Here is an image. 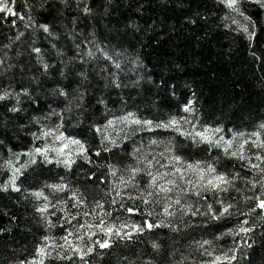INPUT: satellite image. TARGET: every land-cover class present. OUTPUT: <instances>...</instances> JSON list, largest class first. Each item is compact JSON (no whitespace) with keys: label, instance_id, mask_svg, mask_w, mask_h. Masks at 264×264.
<instances>
[{"label":"snow or ice","instance_id":"snow-or-ice-1","mask_svg":"<svg viewBox=\"0 0 264 264\" xmlns=\"http://www.w3.org/2000/svg\"><path fill=\"white\" fill-rule=\"evenodd\" d=\"M47 2L37 0L36 9H43ZM59 2L68 6V0ZM248 2L264 10V0ZM216 3L227 10L225 17L230 24L224 23L223 27L242 34L251 48L257 36V24L246 14L244 0H216ZM16 4L17 0H0V17L5 22L11 17L13 26L17 19L24 21L25 29L32 30L34 38L28 44L27 56L29 63L34 61L36 71L31 75L23 73L21 64L22 76H27L29 85L20 84L18 90L9 85L0 90V102H4L0 107L19 116L25 112V101L29 104L39 103L40 96L35 94L37 90L47 95V102L54 103L56 107L30 117L29 124L39 126L37 131L28 132L32 137L31 144L18 152L8 148V157L0 163V173H3L0 176V192L11 190L25 193L24 198H34L37 201L34 211L45 221L46 229L59 226L64 234L58 238L43 235L30 257L6 264H52V261L61 264H99L98 258L105 256L117 240L132 241L142 235L153 234L154 230L161 232L159 237L149 241L156 256L145 257L143 261L137 256L139 264H159L160 259H164L165 264H184L186 257L183 252L176 260L174 252L167 251L163 243L164 230L178 235L183 229L197 223L194 219L197 217L209 228L220 221L227 223L233 218L236 221L223 231H215L212 239L190 241L200 250L201 256L208 257L201 259L199 264H242L243 257L250 255L247 250L255 243L256 229L264 234V122L250 133L228 129L231 133L228 136L219 124L192 122V114L196 112L193 98L180 102L177 112L170 114L166 121H153L123 109L117 114L109 108L101 92L96 103L103 109L100 113L102 120L93 119L88 125V131L93 135H68L64 131V113L80 112L81 116L84 115L86 85L90 79L89 72L77 65L87 64L90 58L99 53L100 57L110 62L112 68L120 70L122 65L118 57L123 53L111 54L97 39L94 30H90L87 36L77 32L80 18L73 17V28L65 34L72 42L73 55L65 59L66 51L58 46L59 36L52 25L40 22L31 11L25 18L16 12ZM32 7L25 0L24 8L31 10ZM76 7L84 17L91 16L94 11L88 0H76ZM137 11L140 9L137 8ZM188 22L196 23L195 19ZM128 27L139 31V26L133 21H129ZM39 33L48 39V49L36 44ZM23 35L25 33L18 32L15 39L19 40ZM10 45L11 38L10 44L3 45V48L8 49ZM252 56L264 62V55L252 52ZM16 67L9 58H0V68L3 69L0 74L15 72ZM101 73L104 74L105 88L121 87L117 74L111 69L102 68ZM72 76L77 83L75 88L69 89L63 81ZM49 77L53 84L45 88L44 80ZM172 92L176 94L175 89ZM53 117L56 118L53 124L45 126L42 123ZM75 123L79 125L82 120L77 119ZM19 127L24 129L26 126L20 124ZM156 129L171 130L191 140L193 146L206 145L210 158L188 159L178 153L171 138L165 143L150 136L147 143L143 139L139 143L132 142L131 149L123 152L127 157L123 165L113 162V154L131 139L129 130L152 133ZM38 140L42 144L38 145ZM160 144H164L163 150L157 152L156 146ZM0 145H3L2 141ZM214 150L222 154L223 160L220 155H211ZM80 161L88 166L80 167L77 173L84 184L73 185L67 176ZM227 161L232 162L231 167ZM53 163L65 169V175L59 176L57 182L22 188L21 178L26 179L24 173L30 166ZM89 191H97L99 198L89 201ZM232 192L236 195L233 196ZM62 193L67 194L66 198L58 196ZM241 201L247 205L246 210H241ZM69 203L73 209L90 204L92 211L83 212V216H98V219L93 223L72 224L80 213L73 215L68 209ZM96 209H99V214ZM135 216L140 219H134ZM51 217H56V220L53 221ZM64 223H68L72 230L64 228ZM6 231V228H0V233ZM226 236L234 238L233 245L217 253L216 242ZM237 237L239 239H235ZM120 261L124 264L127 257H120ZM127 264L133 262L127 261ZM243 264L248 262L243 261Z\"/></svg>","mask_w":264,"mask_h":264},{"label":"trees","instance_id":"trees-1","mask_svg":"<svg viewBox=\"0 0 264 264\" xmlns=\"http://www.w3.org/2000/svg\"><path fill=\"white\" fill-rule=\"evenodd\" d=\"M27 2L33 5L31 10L24 8L25 0H17L16 12L27 18L31 11L40 22L51 24L53 31L59 36L58 46L66 51L65 59L73 55L72 42L65 35L73 28V17L80 18L76 26L77 32L87 36L90 30H94L97 39L111 54L115 56L118 52L123 53V56L118 57L122 65L120 70L112 68L110 62L100 57L99 53L90 58L87 64L77 65L90 74L86 85L85 111L83 116L80 112L64 113L66 134L79 137L93 135L89 133L88 125L93 119L102 120L100 113L103 109L96 103L101 92L109 108L117 114L123 109L153 121H166L170 114L177 112L180 102L193 98L196 112L192 114V122L219 124L228 136L231 135L228 129L250 133L259 123L264 122V62L257 61L252 56V52L264 55V10L248 0H244V9L257 24V36L253 39L251 48L242 34L223 27L224 23L230 24V21L225 17L227 10L217 4L216 0H88L94 10L88 17L79 12L76 0H68L67 7L59 0H48L46 6L39 11L35 7L37 0ZM189 19H195L196 23H189ZM129 21L135 22L139 31L129 28ZM18 32L25 35L16 40ZM38 37L36 44L48 49V39L42 33ZM10 38V47L4 49L3 45L10 44ZM33 38L32 30L25 29L24 21L17 19L13 26L11 17L6 22L0 17V58L7 57L17 65L15 72L0 74V90L9 85L16 90L20 84L29 85L27 76H22L20 65H23V73L28 75L36 71L34 61L29 63L27 56L28 44ZM102 68L111 69L117 74L120 88L104 87ZM0 72H3L2 68ZM63 82L69 89L75 88L77 83L74 76ZM52 84L50 77L45 78V88H50ZM35 94L40 96L39 103L29 104L25 101V112H21L19 116L0 107V141L3 142L0 145V163L8 157V148L18 152L32 143L28 132L37 131L39 126L29 124L30 117L39 116L42 111L46 113L56 107L54 103L47 102L49 97L40 90ZM3 103L0 102V105ZM195 117L199 119L196 120ZM77 119L82 120V123L77 125ZM55 121L56 118L53 117L42 123L47 126ZM20 124L26 127L21 129ZM184 127L188 128L187 125ZM128 135L131 139L125 141L113 154L114 163L120 162L123 165L127 161L123 152L131 149L132 142L139 143L143 139L147 143L150 136L165 143L171 138L178 153L188 159L210 158L206 145L193 146L191 140L180 137L171 130L156 129L152 133H134L129 130ZM36 143L39 145L42 141L38 140ZM163 147L164 144L156 146V151H162ZM211 155H220L223 160L218 150H214ZM226 163L231 167L232 162ZM80 167L88 166L80 161L67 176L73 185L84 184L77 176ZM61 175H65L62 165H33L25 171L26 179L21 178V186L39 187L45 182H57ZM66 195L58 194L64 198ZM232 195L235 196L236 193L232 192ZM25 196V193L11 190L0 192V228L7 229L0 233V264L30 257L36 243L45 234L57 238L64 234L63 228L59 226L46 229L45 221L34 211L37 201L32 197L24 198ZM88 197L91 201L99 198V195L97 191H89ZM246 207L241 201V210H246ZM68 209L73 215L80 213L72 224L85 221L93 223L98 219V216H83V212L92 211L90 204L73 209L69 203ZM95 211L99 214V209ZM133 218L140 219L139 216ZM51 219L55 221L56 217ZM194 219L197 223L183 229L178 235L164 230L163 243L167 251H173L176 260L180 259L179 253L183 252L186 257L184 264H199L201 259H208L201 256L200 250L190 241L212 239L215 231H223L236 222L233 218L230 222L220 221L209 228L200 222V218ZM63 227L72 230L68 223H64ZM160 235V230H154L153 234L142 235L132 241L117 240L105 256L98 258L99 264H121L120 257H127V261L139 264L137 256L140 261L148 256L155 257L149 241ZM233 241L232 236L217 241V253L231 247ZM247 251L250 255L243 257L242 264L243 261L248 264H264V234L260 229H256L255 243ZM52 264L61 262L52 261ZM159 264H165V260L160 259Z\"/></svg>","mask_w":264,"mask_h":264}]
</instances>
